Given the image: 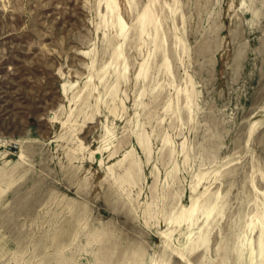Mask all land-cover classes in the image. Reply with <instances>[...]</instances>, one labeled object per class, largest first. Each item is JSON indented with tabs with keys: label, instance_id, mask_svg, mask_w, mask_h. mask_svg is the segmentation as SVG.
Masks as SVG:
<instances>
[{
	"label": "rangeland",
	"instance_id": "rangeland-1",
	"mask_svg": "<svg viewBox=\"0 0 264 264\" xmlns=\"http://www.w3.org/2000/svg\"><path fill=\"white\" fill-rule=\"evenodd\" d=\"M0 264H264V0H0Z\"/></svg>",
	"mask_w": 264,
	"mask_h": 264
}]
</instances>
